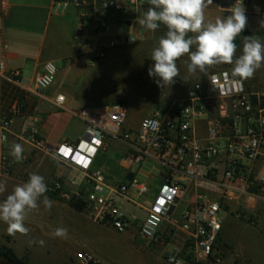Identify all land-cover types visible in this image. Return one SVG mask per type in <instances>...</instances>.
I'll list each match as a JSON object with an SVG mask.
<instances>
[{
	"label": "built area",
	"instance_id": "2783aa9c",
	"mask_svg": "<svg viewBox=\"0 0 264 264\" xmlns=\"http://www.w3.org/2000/svg\"><path fill=\"white\" fill-rule=\"evenodd\" d=\"M10 1L0 0V5L5 9ZM222 1L230 15L236 0ZM250 3L240 0L245 14ZM148 7L147 0H51L50 15L73 12L78 23L76 48L95 68L111 51L149 38L138 23ZM231 68L211 66L205 73L197 72L192 83L176 82L184 89L182 96L159 92L150 115L133 130L124 129L125 105L72 111L65 107V97L57 95L52 104L85 125L82 139L57 145L41 136L28 104L32 98L44 99L56 67L47 63L28 82L19 71L1 72L18 97L0 120V176L12 177L15 167L26 165L32 154L49 156L73 176L64 180L55 175L46 195L82 203L92 221L118 234L127 231L130 221L139 220L121 210L117 200L123 199L144 213L138 234L145 244L164 249L170 233L181 235L178 248L163 251L167 264L219 263L225 217L248 225L264 218V91H248L244 82L234 83ZM15 120L21 121L17 131L12 127ZM112 142L117 143L114 155ZM17 143L24 149L19 162L10 155ZM149 162L160 167L154 178L159 188L143 207L136 199L147 196L150 188L136 180L132 169ZM32 173L24 170L18 178L26 183ZM188 190L189 201L184 202ZM181 203L184 207L179 209ZM73 258L77 264H101L88 251H78Z\"/></svg>",
	"mask_w": 264,
	"mask_h": 264
},
{
	"label": "rangeland",
	"instance_id": "374dc122",
	"mask_svg": "<svg viewBox=\"0 0 264 264\" xmlns=\"http://www.w3.org/2000/svg\"><path fill=\"white\" fill-rule=\"evenodd\" d=\"M256 4L258 7L255 9H248L249 12L246 15L247 36H254L256 39L264 42V27H261V24L264 23V0L258 1ZM250 5H252V1L248 7ZM25 16L26 14L24 13L22 17L24 18ZM23 24L25 26L18 25V27H32L33 30H35V32H32V35L27 34L26 38V44L28 45L27 51H29V55L32 57H34L35 52L39 48L42 50V57H50L51 59L60 58L67 50H71L72 46L76 49V30L72 33V26L76 27L78 30V23L72 11H68L63 16H53L49 21L45 33L42 32L44 22L32 24L25 22ZM70 28L71 33H68L67 31H69ZM42 34H44L43 38ZM161 36L163 35L160 34V31L155 30L152 31L150 38L147 40L154 43L152 46L140 48L137 45L126 46L111 52L108 58L102 62V66L106 68V74L103 80H101L99 76H97V78H91L89 76L88 73H90V68L88 66V60L84 58L82 61L84 63V70L82 73L75 81H67V84L64 86V89L77 92L78 97L77 102L74 101L72 104H67V109L72 111L77 110L81 106L80 102L86 103L87 106H98L95 104L99 100L98 98H92L84 93V95L79 93L81 89L83 90V87L89 89L97 86V92H105L104 95L107 97V102L126 106L128 114L124 129H135L144 118L150 115L157 101L158 92L164 90L163 87L157 85L154 78H150L148 75L150 63L154 62L150 58L151 53L153 48L156 47V40H159ZM245 36L246 34L243 31V35L239 37L240 42L237 45V56L242 52L243 42L241 41L244 40ZM41 40L42 44L41 47H39ZM182 61H186V59L181 57L177 63L180 62L181 64ZM54 66L58 71L61 69L62 64L54 63ZM57 77L58 72L55 78L56 80ZM252 79L259 83L257 90L264 91V64L255 72ZM194 81L195 80H187L183 82L184 84H189ZM172 86L173 84L171 87ZM14 101L15 100L10 103V106ZM28 104L30 105L29 113L31 115L38 114L35 110L37 104L31 100H28ZM55 111L57 114L61 113L64 115V117L69 120V125L66 129L62 126L55 127L51 132L53 138L56 139L62 136L67 137L81 134L80 132L84 127L81 122L68 112ZM42 112H44V110L42 106H40L39 113ZM13 125L17 127L18 123L15 122ZM82 138L83 135L75 141ZM111 145L113 148L111 149V153L114 155L117 149V143L112 142ZM24 170L42 175L45 178V183L48 184L54 177V175L51 176V174L55 172L57 168L56 164L54 165V161L49 156L32 154L26 165H18L15 167L12 177L3 178L0 176V183H4L6 186V191L0 194V201H3L16 185L24 183L18 178V175ZM132 170L136 174V180L138 182H146L149 185V194L136 199L137 203L145 207L152 201V197L158 192L159 182L155 181L154 178L159 174L160 167L156 163L149 162L141 167H134ZM62 177L64 180L67 179L66 176ZM189 193L190 191L188 190L184 202L189 201ZM51 200L64 202L67 205L69 204V202L58 198H56V200ZM117 204L129 219H140V217L144 215L143 211L132 207L130 204H126V201L123 199L117 200ZM183 207L184 203H181L179 209ZM54 212L55 210L52 207L51 209H45L41 202L39 210L29 213L26 218L25 226L29 229L27 234L16 233L10 235L7 230L8 225L0 221V244L13 248L17 256L25 258L29 264H40L45 249H47V254L49 253L51 242V240H49L50 234L56 228L54 219L50 218L54 215ZM81 213L89 217L84 211V207ZM224 225L223 242H221L223 246L221 251L222 260L215 264H223L224 260L231 261L230 263L225 262L224 264H264V218L261 217L254 225H248L245 222L235 220L231 216H226ZM110 231L114 233V230L111 229ZM7 238L9 240H7ZM235 256H237L238 259L241 258L239 262L235 261ZM0 264L6 263L0 260Z\"/></svg>",
	"mask_w": 264,
	"mask_h": 264
},
{
	"label": "crops",
	"instance_id": "0c3cea01",
	"mask_svg": "<svg viewBox=\"0 0 264 264\" xmlns=\"http://www.w3.org/2000/svg\"><path fill=\"white\" fill-rule=\"evenodd\" d=\"M251 1L252 5L247 7L248 12V9L250 8H257L258 6L256 3L261 0ZM50 6L51 0H11L5 9L0 5V64H3V69L0 71V74L1 72L7 74L11 71H19L25 82H28L39 73H42L47 63H52L53 65L54 63L62 64L61 69L58 70L57 80L55 79L51 88L42 94L44 99H31L32 102L37 104L35 110L38 114H33V117L38 122V129L41 136L50 145H57L64 141L74 142L81 135L84 137L85 134V125L78 119L77 120L84 126L80 132L81 134L67 137L62 136L56 139L53 138L51 134L55 127L62 126L66 129L69 125V120L61 113L57 114L55 110H60L52 103L57 95H63L65 97L66 108L67 104H72L74 101H78L77 92L70 89H64V86L67 84V81H75L82 73L84 70V63L82 61L85 57H82L79 50L77 48L75 49L74 46L71 47V50H67L63 56L57 59L42 57L41 48H39L35 52L34 57H32L29 55V51H27L28 45L26 44V38L27 34L32 35V32H35V30H33L32 27H18V25L25 26L23 24L25 22L30 24L44 22L42 32L45 33L48 28L49 21L53 17L50 15ZM226 8L227 5L222 0H211L210 3H207V6L204 9L205 22H215L217 18H226L228 15L224 11ZM24 13L26 16L23 18L22 16ZM74 30H76L77 35V28L72 26V33ZM145 30L148 32L150 38L152 31L146 28ZM157 30L160 31L161 35H165L166 28L163 25H161ZM67 32L71 33V28ZM244 33L247 36V28H245ZM43 37L44 34H42V38ZM148 39L132 46L137 45L139 48L152 46L154 43L147 41ZM158 41L159 40H156V46L158 45ZM241 42H243V40ZM41 44L42 40L39 47H41ZM184 59L187 60V56H184ZM153 64L154 62H151L150 66ZM177 66L180 70V75L175 78V83L185 81V77H187L188 80H195L197 78V73L193 75H189L187 73L185 61H182L181 64L180 62L177 63ZM224 66L232 67V65L227 64H224ZM88 74L91 78H97V76H99V78L103 80L106 74V68L105 66H102L101 62L97 65V67L90 68V73ZM243 82L248 91H261L257 90L259 83L252 78ZM175 83L172 87L171 85L164 86V90L162 92H166L172 96H182L184 94V89ZM13 88L14 87L6 83L0 76V120L3 109L7 110L10 103L18 97L15 96ZM97 89V86L89 89L83 87V90L81 89L79 93L81 95L84 93L92 98H98L99 100L95 103L98 106H87L86 103L80 102L81 106L78 109L98 108L113 103L107 102V97L104 95L105 92L102 91L99 93L97 92ZM40 106H42V109L44 110L42 113H39ZM15 122L18 123L17 127H14V125H12V127L14 131H17L20 128L21 121L15 120L13 124ZM51 159L54 161V165L56 164L57 168L51 176L59 175L66 176L67 178L73 176V171L58 165L53 158ZM52 208L55 212L50 218L54 219L56 227L64 226L68 229V237L66 239L52 238L50 234V250L48 249L49 253L47 254V249H45L42 254L43 256L40 264H77L73 257L78 251L90 252L100 260L101 264H167L163 259V251L170 252L175 250L180 246L182 240L181 235L177 233H170L164 249L145 244L138 234V228L144 218V215L140 217L138 221H130L127 231L125 233L118 234L115 231L112 233L110 228L98 225L83 213L71 209L64 202L53 201ZM221 240V242H223V239ZM234 259L236 262H239L241 258L238 259V257L235 256ZM225 262L230 263L231 261L224 260L223 264Z\"/></svg>",
	"mask_w": 264,
	"mask_h": 264
},
{
	"label": "clouds",
	"instance_id": "9594fccd",
	"mask_svg": "<svg viewBox=\"0 0 264 264\" xmlns=\"http://www.w3.org/2000/svg\"><path fill=\"white\" fill-rule=\"evenodd\" d=\"M150 7L138 18V23L150 31L163 25L165 35L153 48L151 60L154 64L148 68L150 78H155L158 86L175 83L180 70L177 61L187 56V73H205L215 65H232L231 77L234 83L254 76L264 64V42L254 36H245L242 52L237 56L236 38L245 30L247 17L240 0L232 6L231 14L226 18H217L215 22H205L204 9L211 0H147ZM264 27V23L261 24ZM192 34V35H190ZM194 49V50H193ZM227 75V74H226ZM187 81V77L184 79ZM23 146L13 144L10 155L16 162L23 159ZM6 191L0 183V194ZM48 192L45 178L32 173L26 183L16 185L3 201H0V221L8 225V233L27 234L29 229L25 221L29 213L39 210L40 203L45 209H51L53 201ZM42 198V201H41ZM52 238L66 239L68 229L56 227Z\"/></svg>",
	"mask_w": 264,
	"mask_h": 264
},
{
	"label": "trees",
	"instance_id": "16d2710c",
	"mask_svg": "<svg viewBox=\"0 0 264 264\" xmlns=\"http://www.w3.org/2000/svg\"><path fill=\"white\" fill-rule=\"evenodd\" d=\"M243 34V32L240 34V36ZM238 36L236 38V41L235 43L238 45L239 44V37ZM15 91V96H18V91L13 88V92ZM20 99H22V97H20ZM6 112L5 109H3V113L2 115ZM49 198L51 199H55L56 200V197L55 196H49L47 195ZM69 207L77 212H82L83 211V204L80 203V202H69ZM7 240H9L7 238ZM0 260L5 262L6 264H29L28 261L25 259V258H20L17 256V254L15 253L14 249L9 247V246H6V245H1L0 244Z\"/></svg>",
	"mask_w": 264,
	"mask_h": 264
},
{
	"label": "water",
	"instance_id": "95a60500",
	"mask_svg": "<svg viewBox=\"0 0 264 264\" xmlns=\"http://www.w3.org/2000/svg\"><path fill=\"white\" fill-rule=\"evenodd\" d=\"M127 24H129V23H127ZM131 178H132V175H131V174L127 175V177H126V179H127L128 181L131 180Z\"/></svg>",
	"mask_w": 264,
	"mask_h": 264
}]
</instances>
